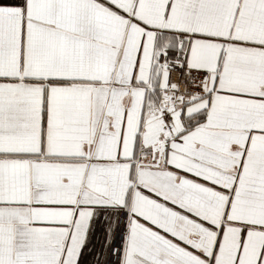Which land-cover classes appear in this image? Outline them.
Here are the masks:
<instances>
[{"label":"snow or ice","instance_id":"obj_1","mask_svg":"<svg viewBox=\"0 0 264 264\" xmlns=\"http://www.w3.org/2000/svg\"><path fill=\"white\" fill-rule=\"evenodd\" d=\"M0 264H264V0H0Z\"/></svg>","mask_w":264,"mask_h":264}]
</instances>
